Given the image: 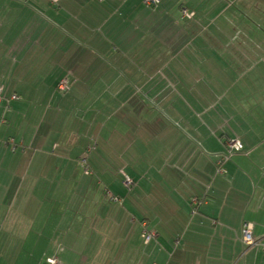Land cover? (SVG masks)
<instances>
[{
	"label": "crops",
	"instance_id": "obj_1",
	"mask_svg": "<svg viewBox=\"0 0 264 264\" xmlns=\"http://www.w3.org/2000/svg\"><path fill=\"white\" fill-rule=\"evenodd\" d=\"M48 259L264 264V0H0V264Z\"/></svg>",
	"mask_w": 264,
	"mask_h": 264
},
{
	"label": "built area",
	"instance_id": "obj_2",
	"mask_svg": "<svg viewBox=\"0 0 264 264\" xmlns=\"http://www.w3.org/2000/svg\"><path fill=\"white\" fill-rule=\"evenodd\" d=\"M142 1L147 6H155L159 0H142ZM181 15H182V17H185V18H191L193 16V14L191 12H188L186 9H181ZM56 88L58 91H60L62 93H66L70 87H69V83L66 79H61L58 81ZM11 99H16V96L12 95ZM226 147L228 150V155L230 156L233 152L241 151L242 143L238 137H234L232 139L227 140ZM224 159H225V157H223L220 161L217 162V173H219L221 175L225 174V171L220 167V164ZM82 162H84V160H82ZM86 173H88L87 170H86ZM122 183L127 188L132 185V181L129 179V177H126ZM109 199H110V201L115 202L119 198L109 194ZM201 203H202V201H200L196 198H193L191 200V202H190V208H191L190 213L192 215L196 213V211H197V209ZM154 235L155 234L153 232H148V231H143V233H142V237L146 243L148 241H150L154 237ZM241 242L244 246H253V245L257 244V242H255V240L252 237L250 224L245 222V221H243L241 224ZM47 264H61V263H59L55 259H48Z\"/></svg>",
	"mask_w": 264,
	"mask_h": 264
},
{
	"label": "rangeland",
	"instance_id": "obj_3",
	"mask_svg": "<svg viewBox=\"0 0 264 264\" xmlns=\"http://www.w3.org/2000/svg\"><path fill=\"white\" fill-rule=\"evenodd\" d=\"M15 122H12L11 123V128H15L17 125H20L21 124V121H17V123H15ZM126 138V137H125ZM125 138H122V141H124V139ZM126 139H129V140H133L134 141V139H136L135 140V143H137V144H134L135 146H139L140 144H145V141H144V139H143V137L139 134V132H138V135H134V134H132V135H128L127 136V138ZM151 145L152 144H159L158 142H156V141H152L151 143H150ZM100 145V144H99ZM92 150L93 152H92V156H95L94 154H97V153H101L102 154V152H101V146L100 147H98V149H96V143H90V146L88 147V149L87 150ZM88 152V151H87ZM111 154L113 153V152H110ZM84 154V156H86L87 155V153L86 152H84L83 153ZM81 162H82V160H81ZM156 166V165H155ZM82 170H83V168H82ZM84 173V172H83ZM120 177H121V180L122 181H124L125 180V178L126 177H129V175L127 174V172L126 171H124V170H121L120 172ZM91 177H89V179H90V182H91V186H90V191H89V193L88 194H93V193H95V192H99L100 194H101V191H102V189H103V183H100L99 182V180L96 178V176L95 175H92L91 173L89 174ZM153 178H155V177H153ZM98 181V182H97ZM75 186H77V191H78V194H82V187L84 186V184H79V185H75ZM122 186H123V191H124V194H128L127 192H129V191H131V189H132V187L130 186V188H127L126 186H124V184L122 183ZM85 187V186H84ZM125 189V190H124ZM86 188H84V191L86 192ZM105 190V189H104ZM103 190V192L105 193V191ZM107 192H110V191H107ZM84 196V195H83ZM83 196H81V197H76V199L77 200H81V202H83ZM76 202V201H75ZM84 203H86V200L84 199Z\"/></svg>",
	"mask_w": 264,
	"mask_h": 264
},
{
	"label": "trees",
	"instance_id": "obj_4",
	"mask_svg": "<svg viewBox=\"0 0 264 264\" xmlns=\"http://www.w3.org/2000/svg\"><path fill=\"white\" fill-rule=\"evenodd\" d=\"M196 199H198V198H196ZM198 200L204 202V199H198ZM245 247H251V246H245Z\"/></svg>",
	"mask_w": 264,
	"mask_h": 264
}]
</instances>
